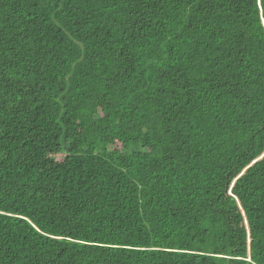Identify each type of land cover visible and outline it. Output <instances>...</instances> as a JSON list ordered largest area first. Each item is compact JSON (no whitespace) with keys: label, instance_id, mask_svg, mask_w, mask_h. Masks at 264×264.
Wrapping results in <instances>:
<instances>
[{"label":"trees","instance_id":"1","mask_svg":"<svg viewBox=\"0 0 264 264\" xmlns=\"http://www.w3.org/2000/svg\"><path fill=\"white\" fill-rule=\"evenodd\" d=\"M0 47L36 66L0 116V264H264L256 0H0Z\"/></svg>","mask_w":264,"mask_h":264},{"label":"snow or ice","instance_id":"2","mask_svg":"<svg viewBox=\"0 0 264 264\" xmlns=\"http://www.w3.org/2000/svg\"><path fill=\"white\" fill-rule=\"evenodd\" d=\"M256 3L260 7H264V0H256ZM242 38V37H241ZM237 51L242 52L243 49H238ZM0 54H6V50L2 47H0ZM20 55H23L21 53ZM11 60L12 58L9 57ZM38 63H40L38 61ZM12 65H5L3 61V55H0V116L3 115L4 111L8 109V103L5 102L6 98L10 97V102L15 104L17 103L16 100V92L9 91L8 85H12L13 88L20 89V95L23 96L24 100H28V97L31 95V86L28 83V80L30 77L33 76V73L36 71V66L31 64V62L28 63V66L24 68H18L15 75L17 78V81H21L17 83L16 81H13L9 76L8 72L11 70ZM237 71H241L240 69H237ZM47 72V67L42 64L39 68L40 75H44ZM10 111V109H9ZM31 113H29L30 115ZM58 147V144H53L49 146V151H55V149ZM149 151H151V147L149 146ZM59 162L63 164L66 162L67 157L65 156H59L57 157ZM258 161L264 162V156L258 157ZM257 160L253 161V164H257ZM245 175L244 172H241L238 176L235 177V179H232L230 176L225 178V188H224V194L226 198L230 197H236L237 196V189H238V182H241V177ZM236 259H241L237 257ZM249 264H251V257L248 258Z\"/></svg>","mask_w":264,"mask_h":264}]
</instances>
